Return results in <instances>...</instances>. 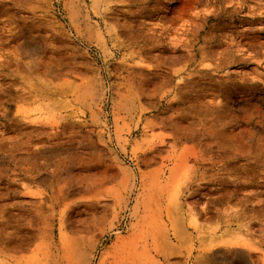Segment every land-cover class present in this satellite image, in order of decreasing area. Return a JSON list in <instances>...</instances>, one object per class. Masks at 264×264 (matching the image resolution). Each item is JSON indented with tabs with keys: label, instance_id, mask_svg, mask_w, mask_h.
I'll list each match as a JSON object with an SVG mask.
<instances>
[{
	"label": "rangeland",
	"instance_id": "obj_1",
	"mask_svg": "<svg viewBox=\"0 0 264 264\" xmlns=\"http://www.w3.org/2000/svg\"><path fill=\"white\" fill-rule=\"evenodd\" d=\"M234 250L264 264V0H0V264Z\"/></svg>",
	"mask_w": 264,
	"mask_h": 264
},
{
	"label": "bare ground",
	"instance_id": "obj_2",
	"mask_svg": "<svg viewBox=\"0 0 264 264\" xmlns=\"http://www.w3.org/2000/svg\"><path fill=\"white\" fill-rule=\"evenodd\" d=\"M57 141V140H56ZM37 143V142H36ZM48 144V143H47ZM37 145V144H36ZM34 146H35V144H34ZM33 147V146H32ZM44 148H48V147H43V148H29V153L30 154H36V152H39V151H42ZM49 170V169H48ZM46 175H48V174H46ZM51 176L53 175V174H50ZM44 177V174H41L39 177ZM71 185H67L66 186V189L68 188V187H70ZM73 211V210H72ZM74 247V246H73ZM209 250V248H206L204 251H199L198 252V257L200 258H203V254L204 255H207V251ZM94 251V250H93ZM242 255V252H239L238 250H234L233 252H232V254H231V256L229 257V261H230V264L232 263V264H240V263H243L244 262V260L242 259L243 258V255ZM205 257V256H204ZM199 258H197L196 259V262H197V260L199 259ZM87 263L86 264H89L90 262H91V257H89V258H87V261H86Z\"/></svg>",
	"mask_w": 264,
	"mask_h": 264
}]
</instances>
